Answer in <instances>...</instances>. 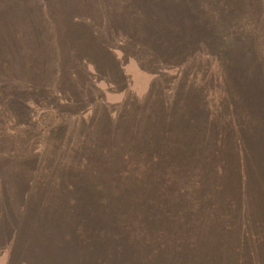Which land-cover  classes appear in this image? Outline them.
Listing matches in <instances>:
<instances>
[{
    "label": "rangeland",
    "instance_id": "1",
    "mask_svg": "<svg viewBox=\"0 0 264 264\" xmlns=\"http://www.w3.org/2000/svg\"><path fill=\"white\" fill-rule=\"evenodd\" d=\"M185 1L149 4L153 14L144 16V28L138 0H0V225L20 226L19 246L35 251L32 257L14 251L12 260L18 256L38 264V251L47 247L50 264H101L103 259L141 264L128 228L136 219L135 196L172 189L138 182V174L149 173L147 157L140 159L139 153L150 155L153 149L169 153L175 145L204 146L221 139L224 146H213L225 147L222 160L243 167L230 185H245L257 194L235 204L249 211L264 203V111L253 112L252 105L249 111L232 105L235 111H230L231 105L219 106L216 91L202 94L204 82L213 81L224 64L201 65L205 32L211 34L208 47L216 57L238 56L239 49L250 46L248 34L264 29V15L243 32L236 27L244 24L242 14H230L237 20L218 25L222 1L190 4L199 20H190ZM223 3L230 9L231 2ZM238 33L243 47L237 44ZM257 42L264 43L262 34ZM238 66H246L249 74L250 101L248 63ZM237 89L230 95L240 101ZM249 119L243 138L258 139L240 158L232 147L234 132ZM216 129L231 133L212 132L210 141L202 134ZM224 186L219 182L216 191ZM119 192L128 204L119 206ZM169 218L179 227L184 222L180 210ZM253 218L264 220L257 213ZM157 219L163 221L160 214ZM245 222L238 216L233 225ZM200 224L193 234L204 230ZM60 227L68 233L63 241ZM254 238H240L244 263L264 260V235ZM3 240L0 244L8 245ZM126 240L132 254L122 249ZM107 245L115 250L106 253ZM7 250L0 251V264H14Z\"/></svg>",
    "mask_w": 264,
    "mask_h": 264
},
{
    "label": "trees",
    "instance_id": "2",
    "mask_svg": "<svg viewBox=\"0 0 264 264\" xmlns=\"http://www.w3.org/2000/svg\"><path fill=\"white\" fill-rule=\"evenodd\" d=\"M156 1L138 0L137 14L144 28L147 27L144 16L153 14L149 12L150 9L147 7L149 4H155ZM220 1L222 3L218 4L219 19L217 22L221 26L226 23L227 18L237 20L228 17L230 14H242L243 18L239 20L244 24L242 26L236 24V27L239 28L238 31L245 32L247 27L252 29L256 25V20L260 14L264 15L263 0ZM185 2L188 7L190 4H196L197 1L186 0ZM223 2L228 5L231 2L230 9ZM235 3L240 6L238 10L234 8ZM187 7L186 11L190 15V20L192 18L199 20L198 15H194V5H190L189 10H187ZM200 15L202 16V14ZM262 21L264 25V18H262ZM259 32L251 31L248 34V36H251L249 39L250 46L246 49H239L238 56L228 58L215 56L216 52L208 47L210 40L207 39V36L211 34L205 32V37L202 38L204 49L201 53L203 54L201 65H206V68L213 64L218 67L222 64L224 66L213 81L204 82L205 86L202 87V94L208 95L212 90L216 91L218 98L221 99L219 106L231 105L230 111H235V108L231 110L232 105L239 106L238 111H249L247 110L249 105L254 106L253 112L264 111V50L260 49V47L264 48V43L257 42V37L260 34H262L264 42V29L261 28ZM236 36L238 38L237 44L243 47L245 41H242V36L239 33ZM244 52L248 54L247 59L250 58V60L244 59L247 56L243 55ZM244 61H247L251 72L249 85L253 95L250 101L246 100V86L249 76L246 72V66L237 67L238 64H243ZM238 87L240 89H237L236 92L241 94L239 95L240 101H235L230 94L231 90ZM249 122L250 119L247 123L242 124L238 131L234 132L237 138L232 143V147L238 150L240 158H243L252 150L250 145L258 139V135H255L254 140L250 138L244 140L243 136L249 128ZM212 132L217 136L223 133H231L227 129H216L204 131L202 134L210 141ZM181 138L183 139L185 136L182 135ZM216 140L213 144L204 146L188 143L175 145L170 147L172 150L169 153L155 149L150 155L145 156L142 152L139 153L140 159L147 157V171L149 173L138 174L142 176L138 182L143 186L148 182V187L152 189L165 188L169 185L172 188L170 191L165 192L143 191L137 197L135 196L136 219L134 225L131 228L128 226V228L133 236V251L140 257L141 264H253L252 259L244 263V256L247 254L241 252L243 245H241L240 238L247 236L249 240H254V237L264 235V220L259 223L253 218L257 213L261 214L264 219V203L254 205L251 208L252 210L249 211L248 207L235 204L236 201L246 202L251 198L250 195L256 197L257 194L253 193L248 186L241 185L239 188H235L230 185L232 178L238 175V172L241 173L243 167L240 165H237L236 168L232 167V162L227 165L222 160V158H227L224 154L226 152L225 147L213 146H224L226 142L221 139ZM235 156L237 157V155ZM166 159L174 163L167 160L170 165L167 167L166 164L164 167L163 163L167 162ZM231 159H233V155L230 157ZM158 164L161 165V171ZM163 171L166 172V176L161 174ZM219 182L225 185L220 193L216 191ZM127 200V197L119 192V206L128 204ZM159 205L160 208L157 213L156 208ZM179 210L184 219L180 227L176 226L171 218L168 221L169 214L171 215V213L173 214ZM128 212L124 211L125 214L129 215ZM159 214L163 221L157 219ZM119 215L127 219V215H121L120 213ZM238 216L244 217L246 222L240 226H235L233 220ZM2 217L4 216L0 212V218ZM197 221L201 223L200 225L204 230H199L195 235L192 232L195 231ZM7 228H10L11 231L8 232ZM32 229H36V227H32ZM65 230L67 229L64 227L59 228L61 241L68 237ZM19 231L20 226L11 224L5 227L0 225L1 240L8 239L9 241L8 245L0 244V251L4 248L8 249L7 253L10 256V261H13L14 264H28V260L18 256V259L12 260L16 256L13 254L14 251L21 254L28 253L31 257L35 253L31 247L19 246L21 244L17 242ZM7 232L8 235L6 236ZM110 247V245H107L103 250L109 254L111 250H115V248L111 249ZM47 249V247H41L38 251L41 257L38 261H32L38 262V264H50V259L46 255ZM122 249L126 254H132V249L127 240L122 243ZM263 261V259L258 260L257 264L264 263ZM106 263V259L101 261V264Z\"/></svg>",
    "mask_w": 264,
    "mask_h": 264
}]
</instances>
